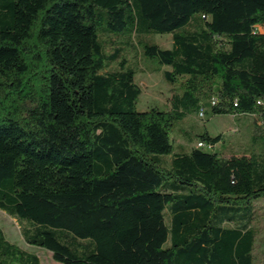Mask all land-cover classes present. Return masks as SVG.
Masks as SVG:
<instances>
[{
	"label": "trees",
	"instance_id": "16d2710c",
	"mask_svg": "<svg viewBox=\"0 0 264 264\" xmlns=\"http://www.w3.org/2000/svg\"><path fill=\"white\" fill-rule=\"evenodd\" d=\"M263 25L264 0H0V211L23 240L60 264H255L264 157L170 133L204 107L264 128ZM132 42L168 110H137ZM0 264L40 261L0 230Z\"/></svg>",
	"mask_w": 264,
	"mask_h": 264
},
{
	"label": "rangeland",
	"instance_id": "374dc122",
	"mask_svg": "<svg viewBox=\"0 0 264 264\" xmlns=\"http://www.w3.org/2000/svg\"><path fill=\"white\" fill-rule=\"evenodd\" d=\"M161 48H168L171 44L169 34H155L149 38ZM123 57L126 66L135 72L134 81L140 87L141 93L137 102V110L145 111L150 107L161 110L170 108V95L172 87L163 79L161 70L154 60L143 56L134 42L127 45ZM117 67L118 62L110 67ZM174 92V90H172ZM203 117L199 110H189L186 116L173 128L170 133L174 146L182 148L197 147L200 142L199 135L208 133L211 136L221 135L222 140L211 150L223 156L234 154H261L264 157V128L257 125L254 117H239L231 115H213L209 107L203 108ZM263 136V138H261ZM255 207L260 214L256 227L258 236L254 248L255 264L264 263V198L256 201ZM0 230L10 243L16 244L21 249L35 254L40 264H60L52 258V254L42 248L28 245L20 233L18 221L0 211Z\"/></svg>",
	"mask_w": 264,
	"mask_h": 264
},
{
	"label": "built area",
	"instance_id": "2783aa9c",
	"mask_svg": "<svg viewBox=\"0 0 264 264\" xmlns=\"http://www.w3.org/2000/svg\"><path fill=\"white\" fill-rule=\"evenodd\" d=\"M214 103H215V100L212 99V100H211V104H214ZM203 115H204V113H203V109H201V110L199 111V116H200V117H203ZM197 148H203V149H208V150L211 149L210 146L204 144L203 142H199V143L197 144Z\"/></svg>",
	"mask_w": 264,
	"mask_h": 264
},
{
	"label": "crops",
	"instance_id": "0c3cea01",
	"mask_svg": "<svg viewBox=\"0 0 264 264\" xmlns=\"http://www.w3.org/2000/svg\"><path fill=\"white\" fill-rule=\"evenodd\" d=\"M257 29L260 31V32H264V25L263 26H258ZM172 43L170 44V47H171ZM168 47V48H170ZM163 70H168L167 67H163ZM217 145V144H216Z\"/></svg>",
	"mask_w": 264,
	"mask_h": 264
}]
</instances>
